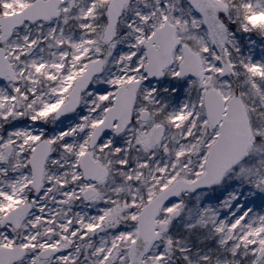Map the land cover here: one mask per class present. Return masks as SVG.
<instances>
[{"label": "snow or ice", "instance_id": "obj_1", "mask_svg": "<svg viewBox=\"0 0 264 264\" xmlns=\"http://www.w3.org/2000/svg\"><path fill=\"white\" fill-rule=\"evenodd\" d=\"M0 264H264V0H0Z\"/></svg>", "mask_w": 264, "mask_h": 264}]
</instances>
